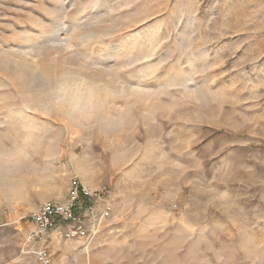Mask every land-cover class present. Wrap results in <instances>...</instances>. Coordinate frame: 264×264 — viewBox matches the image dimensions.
Instances as JSON below:
<instances>
[{"label": "rangeland", "instance_id": "1", "mask_svg": "<svg viewBox=\"0 0 264 264\" xmlns=\"http://www.w3.org/2000/svg\"><path fill=\"white\" fill-rule=\"evenodd\" d=\"M74 181L93 234L27 242ZM40 248L264 264L263 0H0V264Z\"/></svg>", "mask_w": 264, "mask_h": 264}, {"label": "built area", "instance_id": "2", "mask_svg": "<svg viewBox=\"0 0 264 264\" xmlns=\"http://www.w3.org/2000/svg\"><path fill=\"white\" fill-rule=\"evenodd\" d=\"M82 193L84 195H82ZM106 190H99L96 193L89 192L79 182L74 181L72 186V196L68 202L46 201L29 215L35 223L36 229L29 232L27 242L32 240L47 239V232L60 228L64 237L71 239L74 237L89 238L94 232L87 226L84 217L77 211L82 199V206L90 205L89 199L105 194ZM40 264H52L51 257L46 248H40L36 251Z\"/></svg>", "mask_w": 264, "mask_h": 264}, {"label": "bare ground", "instance_id": "3", "mask_svg": "<svg viewBox=\"0 0 264 264\" xmlns=\"http://www.w3.org/2000/svg\"><path fill=\"white\" fill-rule=\"evenodd\" d=\"M78 102H79V101H77L76 103L78 104ZM83 104H84V102H83ZM86 104H87V103H86ZM78 106H79V105H78ZM82 106H83V105H82ZM80 108H81V107H80Z\"/></svg>", "mask_w": 264, "mask_h": 264}, {"label": "trees", "instance_id": "4", "mask_svg": "<svg viewBox=\"0 0 264 264\" xmlns=\"http://www.w3.org/2000/svg\"><path fill=\"white\" fill-rule=\"evenodd\" d=\"M82 195H84V194L82 193Z\"/></svg>", "mask_w": 264, "mask_h": 264}, {"label": "crops", "instance_id": "5", "mask_svg": "<svg viewBox=\"0 0 264 264\" xmlns=\"http://www.w3.org/2000/svg\"><path fill=\"white\" fill-rule=\"evenodd\" d=\"M264 1V0H263Z\"/></svg>", "mask_w": 264, "mask_h": 264}]
</instances>
